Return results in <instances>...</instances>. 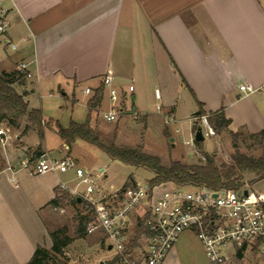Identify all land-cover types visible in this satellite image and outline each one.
<instances>
[{"label": "crops", "instance_id": "0c3cea01", "mask_svg": "<svg viewBox=\"0 0 264 264\" xmlns=\"http://www.w3.org/2000/svg\"><path fill=\"white\" fill-rule=\"evenodd\" d=\"M6 7L0 74L25 76L12 88L23 95L29 110H35L28 101L30 79L58 89L96 80L79 91L87 110L93 91L111 72L121 100L118 119L136 112L146 124L149 113L142 99L152 86L161 98L156 101L153 92L150 97L161 103L164 113L174 115V124L178 104L171 94H188L191 132L198 103L206 114L224 112L230 121L227 135L264 130V0H16ZM241 85H250L255 92L244 95L238 89ZM86 88L91 95L83 93ZM104 99L108 102L105 91L95 112ZM1 127L15 131L17 145L5 134L7 149L0 154V264H26L37 246L51 247L49 240L50 245L41 243L48 233L41 232L39 214L72 171L46 182L40 180L45 174L30 176L20 162H33L35 155L27 158L26 145H39L27 138L36 131L23 133L24 121L17 128L5 123ZM41 151L49 156L47 150ZM64 157L69 155L53 158ZM39 191L46 199L38 197ZM194 243L202 247L191 232L182 233L164 264L209 263L203 248L196 250Z\"/></svg>", "mask_w": 264, "mask_h": 264}, {"label": "built area", "instance_id": "2783aa9c", "mask_svg": "<svg viewBox=\"0 0 264 264\" xmlns=\"http://www.w3.org/2000/svg\"><path fill=\"white\" fill-rule=\"evenodd\" d=\"M15 1L0 0V34L8 27L6 3ZM19 68L24 70L26 67L21 64ZM102 83L110 106L99 113L104 121L113 122L122 112L119 90L114 86L111 72L102 77ZM238 89L244 95L255 92L250 85H241ZM128 91L133 92V87L129 86ZM83 93L86 96L92 94L89 88ZM154 98L156 101L161 98L158 89L154 90ZM155 109L161 113L163 108L156 105ZM131 115L138 118L136 112ZM174 121L172 113L163 114L165 125ZM194 124L201 128L204 139L216 137L205 116L199 120L194 118ZM6 142L5 133L0 130V145L4 147ZM184 145L196 148L193 138ZM195 152L196 149L193 154ZM20 166L30 176L74 171L83 191L79 192L77 187L70 189L62 182L57 189L84 202L85 213L93 217L86 226V235H102L104 248L108 251L110 247L109 251L113 252L110 260L117 258L115 264H164L184 232H191L199 241L209 264H228L239 258L238 254L247 253L264 259V194L252 192L245 186L239 191H213L171 183L154 187L148 183H134L118 191L95 184L102 172L97 171L99 174L93 177L91 171L77 167L70 157L54 159L45 153L31 163L20 162ZM59 212L63 213V210L59 208ZM138 226L147 234L140 235L138 246L131 248Z\"/></svg>", "mask_w": 264, "mask_h": 264}, {"label": "rangeland", "instance_id": "374dc122", "mask_svg": "<svg viewBox=\"0 0 264 264\" xmlns=\"http://www.w3.org/2000/svg\"><path fill=\"white\" fill-rule=\"evenodd\" d=\"M4 56L5 52L2 46H0V57ZM95 84L96 80H93L87 83L83 82L77 86L68 84L58 89L53 87L49 82L37 83L34 79L29 80L27 83L29 93L31 94L28 98L29 107L40 110L43 121L47 122L49 127L44 128V139L41 143L39 142L37 132L31 131L29 133L27 138L30 143L37 142L39 145L35 148H28L26 145L27 158L33 157L37 149H39L41 154L43 148L48 151L51 158L69 155L77 167L91 171L93 177L98 175L97 170L102 168L101 177L98 180L95 179V184L101 188L121 191L124 186L131 187V185H128L129 180L139 185H146L153 178L151 171L136 169L111 159L96 146L90 145L80 139H76L68 145L70 150H65L64 142L58 137L55 123H58L64 129L68 128L70 123H85L87 110L83 106L84 97L79 91L85 86H94ZM152 89V86L150 89H147L142 99V104L149 113L146 124L138 118H133L131 114H125L113 122H106L98 111L91 115V128L100 133L106 140L114 141L117 145L139 148L145 154L158 157L164 166H168L171 161H178L186 165L198 163L201 159L199 150L184 145L185 141L193 138L190 131L191 128L189 127L190 124L187 122L190 119L188 117L190 114L188 108L190 99L187 100L185 96H188V94L186 92L182 93L183 97L182 95H177L176 92H172L171 97L174 101L177 100L178 104L176 108V122L175 124L170 123L165 125L163 123L164 110L162 109L161 113H158L155 109L156 105L161 106V103L155 102V98L150 97L152 96V92L154 95ZM107 110L108 102L104 99L100 111ZM0 130L7 136H9V133L11 143L17 145L14 140L15 131H7L3 127ZM218 138H206L202 143L204 152L218 153L217 155L215 154L217 164L228 163L230 157L236 153L253 159L264 156V146L247 141L244 135L240 136L236 143L224 132L220 133ZM218 140L220 143H218ZM7 142L4 147L0 145V154L2 155L7 149ZM195 149L196 152L193 154V157L189 158L188 151L191 150L193 152ZM54 176L64 177L60 173L55 174L50 172L40 177V180L46 182L49 180L48 178L52 180ZM68 176L70 178H62L63 180L61 181L67 183L68 188L77 187L78 191L82 192L84 187L75 178L74 171L72 173L69 172ZM255 179L252 176L246 177L244 186L252 192L264 194V180L255 182ZM38 194L41 200L46 199L45 193L39 191ZM60 209L63 210V213H60L59 209H52L48 206L43 208L39 214L41 226L43 225V231H41L42 229L40 231L48 233L51 230L67 227L69 235L73 237L74 227L77 224L74 218H79L84 214L83 206L73 207L65 202ZM101 238L102 235L96 234L86 236L84 239L73 240L64 249L63 255L57 257V264H99L109 261L112 258L113 252L107 251L106 248L100 245ZM48 240L50 241L49 237H43L41 238V243L50 245L51 242L48 243ZM192 246L196 250L202 248L198 243H194ZM203 263L209 264L206 261H203ZM228 264H264V259L247 253L241 255L240 258L230 260Z\"/></svg>", "mask_w": 264, "mask_h": 264}, {"label": "trees", "instance_id": "16d2710c", "mask_svg": "<svg viewBox=\"0 0 264 264\" xmlns=\"http://www.w3.org/2000/svg\"><path fill=\"white\" fill-rule=\"evenodd\" d=\"M25 76L23 74L4 75L0 74V125L5 123L8 127L17 128L23 121L25 127L23 133L29 130L37 132L39 142L44 139V128L49 127L47 122H44L40 110H29L27 103L23 99V95H18L12 88L14 81L22 83ZM103 96V83L93 91L91 98L87 102V117L83 124L70 123L68 128H62L58 123H55L56 133L65 145H70L76 139H80L90 145L96 146L111 159L117 160L125 165L136 169H145L153 173V178L148 184L152 187L164 184H174L176 186L200 187L208 190H231L239 191L244 188V180L246 177H255V182L264 180V156L253 159L245 155L236 153L230 157L228 163L217 164L214 154H207L203 151L202 143H195L199 150L201 159L196 164L186 165L178 161H171L168 166H164L160 159L156 156H151L143 153L139 148H131L127 146L117 145L114 141L106 140L100 133L96 132L90 126V117L97 108L100 107ZM198 111L200 115L205 116L207 123L213 129L216 135L227 131L230 121L225 117L222 110L206 114L202 110V105L198 103ZM197 124L192 126V132L196 131ZM234 143L242 134L230 133ZM247 141L257 143L264 146V130L253 135H244ZM40 155L39 149L35 152V158ZM128 185H133L134 182L129 180ZM254 183V182H253ZM127 186H124L125 189ZM69 205L84 206L82 201L77 204L75 197L67 192L56 189V196L49 201L48 207L59 209L64 203ZM264 210V205H263ZM79 218H74L77 224L74 227V236L69 235L67 227H61L56 230L48 231V237L51 242L49 250L37 246L32 257L27 264H57V257L64 253L73 240L84 239L86 235V226L93 220L89 213H85ZM136 237L130 244L131 248L138 246L137 241L140 235L147 232L138 226L136 229ZM100 245L104 247V237L101 238ZM237 257H241L238 254ZM117 258L103 262L102 264H115Z\"/></svg>", "mask_w": 264, "mask_h": 264}, {"label": "water", "instance_id": "95a60500", "mask_svg": "<svg viewBox=\"0 0 264 264\" xmlns=\"http://www.w3.org/2000/svg\"><path fill=\"white\" fill-rule=\"evenodd\" d=\"M200 115V112L197 111L195 112L193 115H192V118H196ZM193 139H194V142L195 143H203V141L205 140L203 135H202V132H201V128L198 126L194 135H193ZM172 141V140H171ZM244 195H246V192H243ZM75 201L77 204H80L81 203V199L79 197H76L75 198ZM110 250V247H108V251ZM102 264V263H100Z\"/></svg>", "mask_w": 264, "mask_h": 264}]
</instances>
